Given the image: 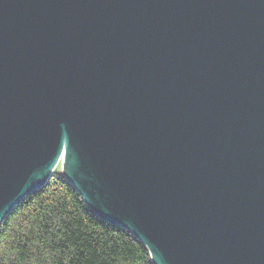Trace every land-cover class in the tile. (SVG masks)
<instances>
[{
	"label": "water",
	"instance_id": "95a60500",
	"mask_svg": "<svg viewBox=\"0 0 264 264\" xmlns=\"http://www.w3.org/2000/svg\"><path fill=\"white\" fill-rule=\"evenodd\" d=\"M61 160L155 264H264V0H0V224Z\"/></svg>",
	"mask_w": 264,
	"mask_h": 264
},
{
	"label": "trees",
	"instance_id": "16d2710c",
	"mask_svg": "<svg viewBox=\"0 0 264 264\" xmlns=\"http://www.w3.org/2000/svg\"><path fill=\"white\" fill-rule=\"evenodd\" d=\"M0 264H155L146 244L55 171L2 219Z\"/></svg>",
	"mask_w": 264,
	"mask_h": 264
},
{
	"label": "rangeland",
	"instance_id": "374dc122",
	"mask_svg": "<svg viewBox=\"0 0 264 264\" xmlns=\"http://www.w3.org/2000/svg\"><path fill=\"white\" fill-rule=\"evenodd\" d=\"M55 169H56V171H59V172L62 170V160L57 164Z\"/></svg>",
	"mask_w": 264,
	"mask_h": 264
},
{
	"label": "bare ground",
	"instance_id": "6f19581e",
	"mask_svg": "<svg viewBox=\"0 0 264 264\" xmlns=\"http://www.w3.org/2000/svg\"><path fill=\"white\" fill-rule=\"evenodd\" d=\"M57 166V165H56Z\"/></svg>",
	"mask_w": 264,
	"mask_h": 264
}]
</instances>
